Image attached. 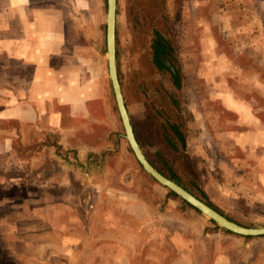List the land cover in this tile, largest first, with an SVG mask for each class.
<instances>
[{
  "label": "rangeland",
  "instance_id": "rangeland-1",
  "mask_svg": "<svg viewBox=\"0 0 264 264\" xmlns=\"http://www.w3.org/2000/svg\"><path fill=\"white\" fill-rule=\"evenodd\" d=\"M257 9L264 19V0H257ZM251 11L242 0H117L118 73L146 156L158 148L169 153L163 139L167 120L183 122L191 139L197 115L204 111L210 119L216 111L219 103L211 96L221 90V80L226 91L264 107V21L255 31L243 30L242 15ZM159 36L170 44L165 58L180 85L155 58L152 46ZM106 70L92 145L110 150L85 154L80 161L74 150L57 148L56 135L33 125L17 135V123L0 120V264H264V235L247 239L225 231L223 237H202L198 219L188 216L190 245L184 247L153 228L154 206L143 212L132 206L133 198L120 206L125 200L113 196L122 189L149 201L160 192L144 177L125 137L108 65ZM213 133L204 134L218 146L209 150L208 165L191 159L194 143L187 163L176 167L185 183L192 188L194 181L205 196L196 192L223 214L250 227L264 226V148L247 153L233 148L234 162L222 161L225 144ZM204 217L209 227L222 228Z\"/></svg>",
  "mask_w": 264,
  "mask_h": 264
},
{
  "label": "crops",
  "instance_id": "crops-1",
  "mask_svg": "<svg viewBox=\"0 0 264 264\" xmlns=\"http://www.w3.org/2000/svg\"><path fill=\"white\" fill-rule=\"evenodd\" d=\"M242 3L252 7L251 14L242 15L247 23L242 28L255 31L258 23L264 21L257 0H242ZM106 10L107 0H0V120L17 123L14 129L17 135L23 132L21 128L30 125L44 129L46 134L56 135L57 148L74 150L80 161L85 154L112 149L105 144L104 147L92 145V136L98 132L95 113L101 99L98 93L105 95L102 92L107 76ZM231 17L234 19V15ZM237 17L240 23L242 19ZM223 73L227 74L222 72V77ZM207 80L213 81L208 76ZM225 85L228 86L226 81L221 80V90L211 96V100L219 103V110L217 107L210 115L212 121L203 111L191 127V139L187 138L188 130L185 132L187 152L190 144H197L196 149L190 150L191 159L201 158L205 166L209 150L212 147L218 150L210 138L204 137L206 131H213L216 137L221 135L225 144L219 152L222 161L235 160L231 157L233 148L243 147L246 153L248 148H264V107L252 104L249 96L226 91ZM145 174L146 180L150 177L157 184L151 183L160 192L158 199L149 201L140 193L122 189L113 196L125 200L120 206H128L130 198L134 201L132 206L142 211L154 206L153 228L184 247L190 245L186 242L190 239L186 231L191 225L188 216L193 222L198 219L202 237H223L224 229L209 227L210 220L204 214ZM121 182L129 183L124 178ZM136 189L143 190L139 186ZM129 194L132 195L126 197Z\"/></svg>",
  "mask_w": 264,
  "mask_h": 264
},
{
  "label": "water",
  "instance_id": "water-1",
  "mask_svg": "<svg viewBox=\"0 0 264 264\" xmlns=\"http://www.w3.org/2000/svg\"><path fill=\"white\" fill-rule=\"evenodd\" d=\"M116 21L117 0H107L106 43L109 76L111 79L120 118L123 123L125 137L128 140V143L140 165L143 167L145 172L153 177L157 182L173 191L177 196L181 197L188 204L198 209L202 214L213 220L220 227L243 236H263L264 226L249 227L228 218L226 215L222 214L216 208L209 205L206 201L196 196L194 193L177 183L175 180L164 175L147 158L136 137L119 78L116 49ZM161 58L167 66L173 69V66L165 58V56L162 55Z\"/></svg>",
  "mask_w": 264,
  "mask_h": 264
},
{
  "label": "trees",
  "instance_id": "trees-1",
  "mask_svg": "<svg viewBox=\"0 0 264 264\" xmlns=\"http://www.w3.org/2000/svg\"><path fill=\"white\" fill-rule=\"evenodd\" d=\"M154 47H155V58H156L158 64L160 65V67H164L163 62L161 61V59L158 55V53L164 52V43H162L161 40L157 39L155 44H154ZM171 74H172L173 79L177 82V84L180 85V81L178 80L177 73H174L173 71H171ZM163 129H164L163 139L166 142V145L168 146V148L170 149L169 153L165 152L168 150L164 151L163 149L158 148V149L154 150V152L151 153V156L147 155V158L164 175L175 180L177 183H179L180 185H182L183 187H185L186 189H188L189 191L194 193L196 196H198L202 200L206 201L202 196H200L198 194V192H196V189H197V190H199V192L202 195L205 196L204 190L201 189L199 186H197V184L194 181H190V185L192 186V188H190L185 183V181H184L185 178L181 175L179 168L176 167V165L179 166L180 164L187 163V156H188L187 139H186V133H185L186 128H185L184 123L183 122H173L171 120H167V121H165V124H163ZM134 130H135V126H134ZM135 132H136V130H135ZM137 138H138V136H137ZM170 193L176 195L171 190H170ZM185 203L187 205H189L186 201H185ZM207 203L209 205H211L212 207L216 208L210 202H207ZM191 207H193V206H191ZM193 208H195V207H193ZM196 210H198V209H196ZM217 210L220 211L219 209H217ZM220 212L223 214L222 211H220ZM227 217L234 220V218H231L230 216H227ZM234 221H236L242 225L248 226L247 224L242 223L236 219ZM212 222H214V221L212 220ZM224 230L228 233H231V231H229L227 229H224ZM243 238L248 239V238H250V236H244Z\"/></svg>",
  "mask_w": 264,
  "mask_h": 264
},
{
  "label": "flooded vegetation",
  "instance_id": "flooded-vegetation-1",
  "mask_svg": "<svg viewBox=\"0 0 264 264\" xmlns=\"http://www.w3.org/2000/svg\"><path fill=\"white\" fill-rule=\"evenodd\" d=\"M158 39L161 40L162 43H164V52H162V53H158V55H159L161 61L163 62V64L166 65V64L164 63V61L162 60L161 56H162V55H163V56H168V48L170 47V44H169V42L165 39V37L159 36ZM152 47H153V52L155 53V47H154V46H152ZM166 66H167V65H166ZM167 67H168L171 71H173L174 73H177L176 70L171 69L169 66H167Z\"/></svg>",
  "mask_w": 264,
  "mask_h": 264
}]
</instances>
